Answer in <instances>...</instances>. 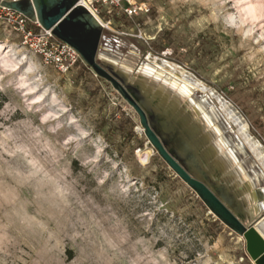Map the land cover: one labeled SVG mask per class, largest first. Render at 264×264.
<instances>
[{
  "label": "rangeland",
  "instance_id": "obj_1",
  "mask_svg": "<svg viewBox=\"0 0 264 264\" xmlns=\"http://www.w3.org/2000/svg\"><path fill=\"white\" fill-rule=\"evenodd\" d=\"M141 1L138 16L104 17L102 49L131 69L150 57L185 67L264 146V0ZM5 54L28 87L0 80V264H255L109 83L86 65L63 74L0 27ZM194 91L240 139L211 93Z\"/></svg>",
  "mask_w": 264,
  "mask_h": 264
},
{
  "label": "water",
  "instance_id": "obj_2",
  "mask_svg": "<svg viewBox=\"0 0 264 264\" xmlns=\"http://www.w3.org/2000/svg\"><path fill=\"white\" fill-rule=\"evenodd\" d=\"M80 2L21 0L5 6L39 22L73 47L85 65L133 108L146 138L169 168L222 224L244 240L251 261L264 264V203L254 204V183L238 165L224 133L226 127L196 97L195 88L211 93L253 152H264L260 141L251 136L244 114L185 67L160 58L150 57L157 64L143 63L132 80L117 75L115 64L100 53L103 25ZM120 69L132 71L126 65Z\"/></svg>",
  "mask_w": 264,
  "mask_h": 264
},
{
  "label": "built area",
  "instance_id": "obj_3",
  "mask_svg": "<svg viewBox=\"0 0 264 264\" xmlns=\"http://www.w3.org/2000/svg\"><path fill=\"white\" fill-rule=\"evenodd\" d=\"M21 0H0V27L14 35L19 44L30 49L48 65L54 66L63 74L74 71L80 65H85L80 54L70 45L61 42L51 30H45L39 22H31L21 13L5 6V3ZM86 7L103 25L111 29V20L104 17L126 16L133 18L140 12L148 11L141 0H81Z\"/></svg>",
  "mask_w": 264,
  "mask_h": 264
},
{
  "label": "flooded vegetation",
  "instance_id": "obj_4",
  "mask_svg": "<svg viewBox=\"0 0 264 264\" xmlns=\"http://www.w3.org/2000/svg\"><path fill=\"white\" fill-rule=\"evenodd\" d=\"M100 53L103 58L107 59L110 63L115 64L112 68L117 75L124 79L127 78L128 80H132L137 76L139 68L137 66L133 67L130 73L121 71L120 67L125 63V60H122L121 57H119V54L114 53L108 45L103 47ZM226 137L227 141L233 148L238 165L244 169L245 174L254 183V204L258 205L259 203H262L264 201V152L261 149L253 152L241 137V140L234 137V141L229 140L228 136Z\"/></svg>",
  "mask_w": 264,
  "mask_h": 264
},
{
  "label": "clouds",
  "instance_id": "obj_5",
  "mask_svg": "<svg viewBox=\"0 0 264 264\" xmlns=\"http://www.w3.org/2000/svg\"><path fill=\"white\" fill-rule=\"evenodd\" d=\"M0 61H2L3 67V75H0V80L4 79L5 75L11 76L12 83L14 84L16 89H22L28 87L26 83H23L24 77L20 73L17 72L18 65H14L10 62L9 56L7 54L0 56ZM12 73H17L15 76H12ZM19 81V82H17ZM41 99H43L41 97ZM60 115H63L61 112L59 115L55 117L53 121H51V126L53 128L56 127L57 123L64 124V121L60 120ZM67 119V118H66ZM70 123V122H69ZM78 139H83V137H78Z\"/></svg>",
  "mask_w": 264,
  "mask_h": 264
},
{
  "label": "bare ground",
  "instance_id": "obj_6",
  "mask_svg": "<svg viewBox=\"0 0 264 264\" xmlns=\"http://www.w3.org/2000/svg\"><path fill=\"white\" fill-rule=\"evenodd\" d=\"M3 49H4V47H3ZM255 263V262H254ZM256 264V263H255Z\"/></svg>",
  "mask_w": 264,
  "mask_h": 264
},
{
  "label": "trees",
  "instance_id": "obj_7",
  "mask_svg": "<svg viewBox=\"0 0 264 264\" xmlns=\"http://www.w3.org/2000/svg\"><path fill=\"white\" fill-rule=\"evenodd\" d=\"M117 20H118V18H117ZM232 94V93H231Z\"/></svg>",
  "mask_w": 264,
  "mask_h": 264
}]
</instances>
